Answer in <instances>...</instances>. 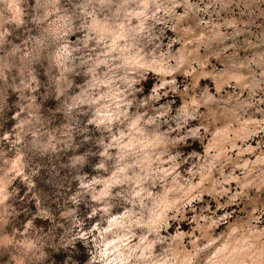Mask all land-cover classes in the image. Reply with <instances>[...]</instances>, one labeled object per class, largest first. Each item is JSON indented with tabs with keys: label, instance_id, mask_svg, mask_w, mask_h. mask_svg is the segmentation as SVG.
I'll return each instance as SVG.
<instances>
[{
	"label": "clouds",
	"instance_id": "9594fccd",
	"mask_svg": "<svg viewBox=\"0 0 264 264\" xmlns=\"http://www.w3.org/2000/svg\"><path fill=\"white\" fill-rule=\"evenodd\" d=\"M0 264H264V0H0Z\"/></svg>",
	"mask_w": 264,
	"mask_h": 264
}]
</instances>
